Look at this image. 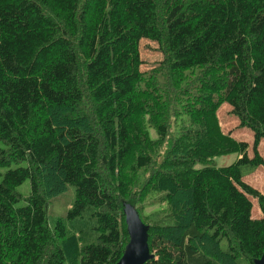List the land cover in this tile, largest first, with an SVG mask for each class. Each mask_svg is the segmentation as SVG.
I'll return each mask as SVG.
<instances>
[{
	"label": "trees",
	"instance_id": "1",
	"mask_svg": "<svg viewBox=\"0 0 264 264\" xmlns=\"http://www.w3.org/2000/svg\"><path fill=\"white\" fill-rule=\"evenodd\" d=\"M143 41L162 54L146 73ZM224 104L252 158L223 132ZM263 139L264 0H0V167L27 163L0 183V264H118L126 206L148 228L146 264H256L264 194L243 167H264ZM70 186L69 232L49 209Z\"/></svg>",
	"mask_w": 264,
	"mask_h": 264
},
{
	"label": "rangeland",
	"instance_id": "2",
	"mask_svg": "<svg viewBox=\"0 0 264 264\" xmlns=\"http://www.w3.org/2000/svg\"><path fill=\"white\" fill-rule=\"evenodd\" d=\"M141 56H142V59L144 62V65L142 67L143 73L149 72V71L153 70L154 68L158 67L159 63L162 61V54L158 50V45L156 43H151L148 41H143L141 44ZM234 118L237 119L236 117H234ZM247 131L249 132L250 135H252L250 140H251V142H253V133H251L249 130H247ZM239 139L242 142L247 143L248 142L247 141L248 135L245 132H243L242 136H239ZM251 142L248 143L250 146L249 155H250V157H253V152H252V148H251L252 143ZM0 149H7L6 146L2 142H0ZM236 160H237L236 156H230V157L228 156V157L218 158V159H216L215 162H216V165L218 167H223V166L233 164ZM18 167L26 168L27 163L23 162L20 164H13L10 167H6V168L0 167V183L2 182V179L8 170H13V169H16ZM262 170L264 171V169H262ZM262 170H258L256 168L251 167V166L243 167L244 181L249 184L248 181L253 178L254 173H259ZM251 185L253 188L254 187L261 188L262 183H260L258 186H257V184H255L256 186L253 184H251ZM256 188H254V189H256ZM17 192L20 193L25 199H27L30 195V192H31L30 181H27L22 186L18 187ZM251 200L253 203V218L256 219V217H258V213H259L257 210V209H259V205H258L256 200H253L252 198H251ZM74 201H75V188L72 186L69 187V189L66 193H63L62 195L58 196L55 200H53V202L50 206V209H49V217H50V223H51L52 227L55 226L57 221H60V220H64L65 222L67 221L68 211L71 208V206L73 205ZM27 205H28L27 201L23 200L16 205V208H22V207H25ZM151 210H153V208L148 209V211H151ZM171 222H172L171 220L167 221L166 224H170ZM71 223L72 222L67 221V229L69 232L72 231ZM79 225H81L82 231L85 234L90 235L92 241L95 242L99 236L98 232H96L94 230V228L96 227L95 220H91L90 218L85 217L84 221ZM222 247H223V249H227L226 241H223ZM241 264H247V262L244 261L243 259H241Z\"/></svg>",
	"mask_w": 264,
	"mask_h": 264
},
{
	"label": "water",
	"instance_id": "3",
	"mask_svg": "<svg viewBox=\"0 0 264 264\" xmlns=\"http://www.w3.org/2000/svg\"><path fill=\"white\" fill-rule=\"evenodd\" d=\"M125 212L130 242L118 264H146L152 259L148 245V228L141 222L134 207L126 206ZM256 264H264V255Z\"/></svg>",
	"mask_w": 264,
	"mask_h": 264
},
{
	"label": "crops",
	"instance_id": "4",
	"mask_svg": "<svg viewBox=\"0 0 264 264\" xmlns=\"http://www.w3.org/2000/svg\"><path fill=\"white\" fill-rule=\"evenodd\" d=\"M231 111H232V107L229 104H224L217 113V116H218L223 132L225 134H231L232 137L239 142H242L239 139V136H242V133L245 132L248 135L247 143H250L251 142L250 138L252 137V135L249 134V132L247 131L248 129L240 128L239 120L234 118L235 116L231 114ZM253 140H254V136H253ZM251 143L253 144V142ZM259 153H261L260 155L264 158V139L261 141V144L259 147ZM256 169L262 170L264 169V167H258ZM248 182L250 186H252L251 184L253 185L257 184L258 186L260 183H262L261 188H256V187L254 188H256V190L264 194V171L263 170L260 171L259 173H254L253 178L250 179ZM257 210L259 213L256 219H260L262 217V213L260 209H257Z\"/></svg>",
	"mask_w": 264,
	"mask_h": 264
}]
</instances>
